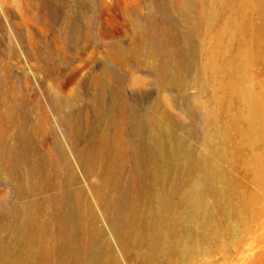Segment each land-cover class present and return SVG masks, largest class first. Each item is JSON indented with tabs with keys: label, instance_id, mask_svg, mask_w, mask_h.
<instances>
[{
	"label": "bare ground",
	"instance_id": "obj_1",
	"mask_svg": "<svg viewBox=\"0 0 264 264\" xmlns=\"http://www.w3.org/2000/svg\"><path fill=\"white\" fill-rule=\"evenodd\" d=\"M173 6L180 9L182 21L189 22L190 0L184 5L173 0ZM205 14L203 18L213 22L216 12ZM174 27L172 17L165 15L160 45L166 64L146 63L147 77L160 93L178 92L185 110L196 115L194 99L186 94L192 82L184 76L185 61L177 49L166 50L176 41ZM136 48L128 52L117 48L118 53L109 54L110 60H138L126 56L136 53ZM241 56L243 65L237 63ZM250 61L246 52L235 56L229 86L238 99L253 107L249 123L253 133H259L261 114L246 87ZM204 68L212 73L216 69ZM96 78L100 92L112 89L108 105L103 101L106 109L91 94L54 93L50 101L62 135L49 128L50 117L42 107L34 123L28 116L12 118V123L17 121L16 137L9 132L0 135V182L11 184L17 198L0 203V264H198L214 251L210 232L215 230L218 239L220 231L205 206L211 193L208 174L187 146L193 129L181 128L155 98L156 102L147 98L129 104L122 92L124 79L107 65ZM81 100L86 101L83 106L73 109ZM91 114L94 129L88 123ZM126 127L128 143L122 136ZM87 132L90 136L80 147L77 141ZM31 134L45 140L51 136L52 147L46 141L35 144ZM202 136L209 143V132ZM208 155L207 170L214 169L215 152ZM127 156L132 167L125 186ZM216 180L222 186L218 204L230 212L232 229L237 231L246 205L235 201V189L226 177L216 173ZM202 218L205 221L199 223Z\"/></svg>",
	"mask_w": 264,
	"mask_h": 264
},
{
	"label": "rangeland",
	"instance_id": "obj_2",
	"mask_svg": "<svg viewBox=\"0 0 264 264\" xmlns=\"http://www.w3.org/2000/svg\"><path fill=\"white\" fill-rule=\"evenodd\" d=\"M179 1L184 5L189 0ZM213 3L190 0L191 17L183 22L173 0H0V135L9 132L16 137L17 121L12 123V118L28 116L34 123L41 107L50 117L49 128L62 135L50 101L54 93L65 97L91 94L97 105L106 109L112 89L102 93L95 81L107 65L124 79L122 92L125 90L129 104L147 98L157 100L181 128L193 129L187 146L200 162L201 171L208 174L211 193L206 195L205 206L220 231V238L215 239L216 231L210 229L214 251L198 264H264V0ZM213 10V22L208 16L203 18ZM165 15H170L176 26L172 32L176 41L166 50L177 49L185 61L184 76L192 82L186 94L194 99L196 115L185 110L178 92L160 93L147 77L146 63L166 64L160 45ZM135 45L136 53L126 56L138 60H110L109 54L118 53L117 48L128 52ZM244 52L251 60L246 64V87L261 114L259 133H253L249 123L253 107L238 99L229 86L233 79L231 64ZM243 62L239 57L237 63ZM206 66H214L215 72L206 71ZM82 101L73 109L79 110L86 102ZM91 115L88 123L94 129L95 117ZM126 129L122 136L128 143ZM205 130L209 143L203 140ZM37 135L31 134L35 144L46 141L48 148L52 147L51 136L45 140ZM88 136L87 132L79 138L80 147ZM211 151L215 152L211 158L215 168L207 170ZM128 157L125 186L132 167ZM216 173L229 180L235 189V201L246 205L237 231L232 229L235 222L230 212H224L218 204L222 186ZM11 198L17 200L13 186L0 182V203ZM204 221L202 218L199 223Z\"/></svg>",
	"mask_w": 264,
	"mask_h": 264
}]
</instances>
